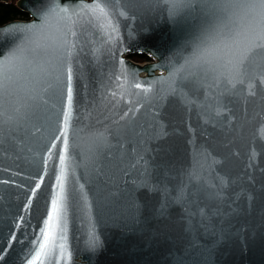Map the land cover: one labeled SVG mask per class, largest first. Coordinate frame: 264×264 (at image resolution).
Segmentation results:
<instances>
[{"label": "water", "instance_id": "water-1", "mask_svg": "<svg viewBox=\"0 0 264 264\" xmlns=\"http://www.w3.org/2000/svg\"><path fill=\"white\" fill-rule=\"evenodd\" d=\"M93 3L18 0L31 20L0 24L4 60L25 35L8 29L53 8L79 14L51 19L0 96V264H264V56L243 83L211 70L234 19L227 0H177L175 14L166 0H108L111 36L80 8ZM145 81L147 95L133 86Z\"/></svg>", "mask_w": 264, "mask_h": 264}, {"label": "snow or ice", "instance_id": "snow-or-ice-1", "mask_svg": "<svg viewBox=\"0 0 264 264\" xmlns=\"http://www.w3.org/2000/svg\"><path fill=\"white\" fill-rule=\"evenodd\" d=\"M108 0H94V3L81 4L80 8L85 10V15L90 17L92 21L98 22V26L106 31L110 30L111 34L117 31V28L112 24L111 17L108 9L105 7ZM170 4L169 11L175 14L177 10V0H166ZM220 0H213V6H216ZM229 12V18L233 19L232 26L223 35V40L217 47L222 48L223 55L217 58V67L211 69L212 71H222L229 79V83L239 82L243 83L245 77L250 75V68L256 62L257 58L264 56V0H227L226 4ZM72 15H79L73 13ZM72 15L68 14L67 8H53L45 17L44 24L30 25L27 27H18L15 29H8L7 32L19 31L24 33L23 37L18 38L20 42L12 50L9 57L0 60V96H2L9 88L10 84L15 80L18 72L15 70L19 63L31 64L25 53L29 51L28 45H35L31 49L36 52L42 45L39 42V35L43 29L50 24L52 18L61 17L71 21ZM123 15V12L121 13ZM74 23V21H73ZM4 32H0V43H3ZM76 33L73 29L69 28L63 37V45L65 47V73L67 84L63 90V98L67 105V112H62L61 123L63 124V131L59 134L64 137L63 143L65 150H67V130L70 123V114L72 108L73 90L71 86L72 69L70 67V57L72 49L75 44L71 41L70 37L75 36ZM114 38V37H112ZM123 64V61H120ZM167 81H156V83H165ZM142 83H148L149 87H143ZM134 87L142 88L145 95L152 91L151 82H135ZM123 87V85H121ZM61 165L64 164V157H60ZM63 173V169H62ZM63 174L61 175V191L62 189ZM60 199L52 202V214L48 218L46 228L48 229L43 233L44 243L41 245V252L44 247L48 245L52 237L51 228L52 221L55 219L59 222L60 218ZM9 239H15L10 237ZM92 242H95L94 240ZM62 251H66L64 245H60ZM40 252L37 253V258ZM0 259H3V251L0 250ZM34 264V262H33Z\"/></svg>", "mask_w": 264, "mask_h": 264}, {"label": "trees", "instance_id": "trees-1", "mask_svg": "<svg viewBox=\"0 0 264 264\" xmlns=\"http://www.w3.org/2000/svg\"><path fill=\"white\" fill-rule=\"evenodd\" d=\"M16 1L17 0H10L9 3L0 2V24L29 17L28 13L20 10L16 6ZM131 58L136 61H144L148 58V55H132Z\"/></svg>", "mask_w": 264, "mask_h": 264}, {"label": "rangeland", "instance_id": "rangeland-1", "mask_svg": "<svg viewBox=\"0 0 264 264\" xmlns=\"http://www.w3.org/2000/svg\"><path fill=\"white\" fill-rule=\"evenodd\" d=\"M146 62V61H145ZM141 63H143V62H141Z\"/></svg>", "mask_w": 264, "mask_h": 264}]
</instances>
